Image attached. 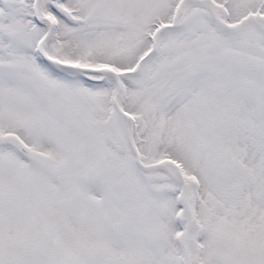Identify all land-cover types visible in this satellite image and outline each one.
Wrapping results in <instances>:
<instances>
[{
	"label": "snow or ice",
	"instance_id": "1",
	"mask_svg": "<svg viewBox=\"0 0 264 264\" xmlns=\"http://www.w3.org/2000/svg\"><path fill=\"white\" fill-rule=\"evenodd\" d=\"M0 264H264V0H0Z\"/></svg>",
	"mask_w": 264,
	"mask_h": 264
}]
</instances>
